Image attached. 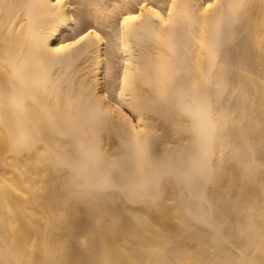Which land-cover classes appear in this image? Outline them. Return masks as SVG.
I'll use <instances>...</instances> for the list:
<instances>
[{
    "label": "bare ground",
    "instance_id": "6f19581e",
    "mask_svg": "<svg viewBox=\"0 0 264 264\" xmlns=\"http://www.w3.org/2000/svg\"><path fill=\"white\" fill-rule=\"evenodd\" d=\"M0 264H264V0H0Z\"/></svg>",
    "mask_w": 264,
    "mask_h": 264
},
{
    "label": "snow or ice",
    "instance_id": "6c2138e0",
    "mask_svg": "<svg viewBox=\"0 0 264 264\" xmlns=\"http://www.w3.org/2000/svg\"><path fill=\"white\" fill-rule=\"evenodd\" d=\"M175 2H176V0H173V6L175 5ZM140 7L141 8H144V7H148V5L147 4H141ZM207 7L208 8H211L212 5L209 3L207 5ZM152 10L155 12L156 16H158V17L160 16V13L158 11H156L155 8H153ZM168 14H169V16H171V12H169ZM139 18L140 17H139L138 14H133V15L125 16L123 22L124 23H127L128 21H135V20H138ZM81 23L84 25V27L82 29V33H78L77 38H75L71 43H69V44H62L60 46V48L57 49V52H63L66 49L74 48L76 45L81 44V42L87 41L88 38L93 34V29H92L91 25L88 24L87 21H85V20L82 19L81 20ZM99 38H100L99 37V34H97L96 35V39H99Z\"/></svg>",
    "mask_w": 264,
    "mask_h": 264
}]
</instances>
